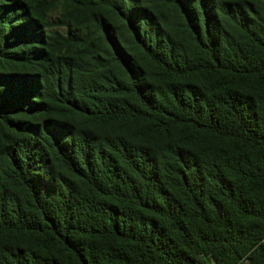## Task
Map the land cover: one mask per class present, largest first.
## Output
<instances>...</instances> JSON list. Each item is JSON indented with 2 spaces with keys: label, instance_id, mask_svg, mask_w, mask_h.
Masks as SVG:
<instances>
[{
  "label": "trees",
  "instance_id": "trees-1",
  "mask_svg": "<svg viewBox=\"0 0 264 264\" xmlns=\"http://www.w3.org/2000/svg\"><path fill=\"white\" fill-rule=\"evenodd\" d=\"M0 264H264V0H0Z\"/></svg>",
  "mask_w": 264,
  "mask_h": 264
}]
</instances>
